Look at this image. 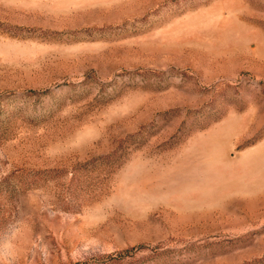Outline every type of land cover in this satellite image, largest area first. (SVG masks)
<instances>
[{"label":"rangeland","instance_id":"374dc122","mask_svg":"<svg viewBox=\"0 0 264 264\" xmlns=\"http://www.w3.org/2000/svg\"><path fill=\"white\" fill-rule=\"evenodd\" d=\"M0 264H264V0H0Z\"/></svg>","mask_w":264,"mask_h":264}]
</instances>
